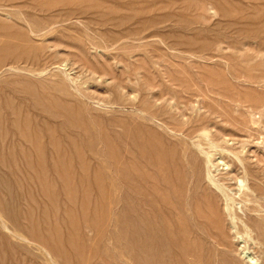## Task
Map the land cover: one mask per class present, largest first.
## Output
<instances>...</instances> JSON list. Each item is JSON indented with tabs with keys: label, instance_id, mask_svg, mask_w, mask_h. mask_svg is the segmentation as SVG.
I'll return each instance as SVG.
<instances>
[{
	"label": "rangeland",
	"instance_id": "rangeland-1",
	"mask_svg": "<svg viewBox=\"0 0 264 264\" xmlns=\"http://www.w3.org/2000/svg\"><path fill=\"white\" fill-rule=\"evenodd\" d=\"M0 56L44 60L0 72V264H132L118 148L141 117L229 196L216 191L219 242L202 227L207 264H264V0H0ZM51 95L79 125L48 110ZM173 122L206 123L219 144Z\"/></svg>",
	"mask_w": 264,
	"mask_h": 264
},
{
	"label": "bare ground",
	"instance_id": "bare-ground-1",
	"mask_svg": "<svg viewBox=\"0 0 264 264\" xmlns=\"http://www.w3.org/2000/svg\"><path fill=\"white\" fill-rule=\"evenodd\" d=\"M26 21L28 20L26 19ZM14 22L16 23V21ZM28 22L30 23V21ZM49 24L52 25L53 23L51 22ZM88 26L89 25L86 24L85 27ZM30 27L31 26H29V28ZM31 28L29 31H31ZM40 31V29H32L33 34L36 35H38L37 33H40ZM86 33L88 35V32ZM92 37L93 36H90L89 40ZM96 37L100 38L99 42L100 40L102 41L101 37ZM85 40L87 41V39ZM94 43L93 38V45ZM19 65H26L29 67V73L44 70V60L39 56L29 57L27 59H25L24 56H0V72L3 68L6 69L7 66H10L11 69H8L12 70L19 68ZM4 69L2 71H4ZM47 101L48 104L46 107L51 113L59 114L71 121V124L75 123L76 125H79L81 122L80 115L71 102H65L66 100L61 101L54 95H51ZM146 105V108L141 107L140 110L148 112L152 117L151 119L161 121L162 124L168 125L167 120L158 117L156 113L151 111L150 104ZM139 118L137 120H139ZM141 119L142 120L138 121L139 123L137 124L124 126L123 132L120 136L118 148L119 154L122 156V161L119 165L122 183V210L118 217L120 241L126 245V248L132 249V253L128 255L132 264H207L209 260L207 255L208 250L200 247L199 244L201 243L199 240L202 233L201 231L203 230L202 227L204 228L205 226L210 229L212 231L211 235L214 242H219L218 238L219 235L223 233L224 221L222 214L218 212V199L220 196L216 191L221 192L224 198H229V196L224 186L218 184V182H215L214 180H210V182L212 187L216 190L204 188L203 184L200 182L199 171L198 169L196 170V155L191 152L190 158H187L186 153L188 150L187 152L184 150L186 154L184 155V152H179L176 146H168L164 139L169 138H167V136L163 138L164 136L162 137L159 133L154 131L153 128H148L147 125H151L148 124L145 118L141 117ZM169 119L172 121L174 120L173 117H170ZM209 121L210 119L207 122ZM232 121L237 123L233 119ZM173 123H170L169 126L172 125V128L176 133L185 134L189 139L196 133H199L201 137H205L204 139L209 142L213 141L210 143L214 147L216 146V143H218L216 140H211L212 137L210 138V136H212V134L208 130L206 123L198 124L199 126L197 127H194L193 125V127H189L190 129L188 128V130L184 129L180 124ZM243 125L245 128V123H243L242 126ZM94 131L95 130L92 132ZM163 134H165V132ZM29 137L30 135L28 131L23 129L22 138L29 139ZM168 141L173 142V140ZM177 141L178 140L175 142ZM180 142H182L181 139ZM201 145L198 144V147H201ZM186 148L183 147V149ZM236 157L239 162L242 163L237 154ZM244 171L248 174L246 168ZM3 181L7 180L3 179ZM242 183L243 181L240 180V184ZM247 190L249 191L250 189ZM254 191L257 195L263 194L262 190ZM226 206L227 212L230 214L231 208L229 204ZM207 210L212 211L211 216L206 214ZM229 217L234 226L236 219L231 215ZM244 227L248 229L246 224H244ZM213 246L215 245L213 244ZM216 249L214 252L217 251ZM36 250L37 249H35V251ZM37 252L41 253L38 250ZM123 254H125V251H123ZM39 255L44 259L45 255L42 253ZM45 262L49 264L47 259ZM122 262L124 263V261ZM251 263L255 264V260L252 259Z\"/></svg>",
	"mask_w": 264,
	"mask_h": 264
}]
</instances>
